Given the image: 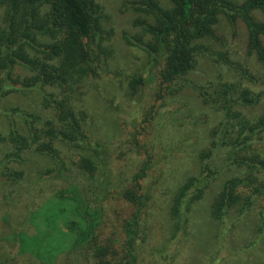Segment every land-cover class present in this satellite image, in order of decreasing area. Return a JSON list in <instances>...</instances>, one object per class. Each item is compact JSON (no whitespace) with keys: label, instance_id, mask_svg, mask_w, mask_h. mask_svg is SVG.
Segmentation results:
<instances>
[{"label":"trees","instance_id":"16d2710c","mask_svg":"<svg viewBox=\"0 0 264 264\" xmlns=\"http://www.w3.org/2000/svg\"><path fill=\"white\" fill-rule=\"evenodd\" d=\"M127 3L138 15L134 25L152 40L138 42L149 57L146 70L159 83V98L164 92L176 94L189 86L185 81L202 58L212 63L218 75L213 87H195L205 102L216 103L209 89L226 79L235 80L225 91L223 117L212 133L211 149L201 154L200 175L179 187L171 209L176 227L185 225L189 217L184 215H190L216 179L228 172L230 177L209 211L213 222L225 223L240 201L239 191L251 185L253 176L264 173V159L248 156L255 143L263 140L264 109L255 117L241 111L264 102V0ZM103 14L97 0H0V102L18 95L35 96L57 119L12 108L22 118L26 135L12 128L6 140L14 146L7 155L18 160L23 159L22 152L36 146L54 164L43 176L57 174L66 182L65 188L37 209L35 214L41 219L37 235H16L22 253L30 252L40 264H55L64 253L76 264H140L142 213L147 206L141 181L149 163L132 180L110 191L108 152L101 140H93L85 131L83 122L88 127L89 115L80 120L75 112L78 98L84 95L83 83L100 77L112 58ZM224 22L232 27L233 39L238 25L245 26L243 63L237 47L223 33ZM130 83L133 96L144 80L141 74L135 75ZM65 146L74 151L73 157L67 155ZM1 172L10 181L22 180L16 168L7 166ZM261 194L256 187L239 215L248 214ZM111 199L115 204H109L115 208L127 205L123 220L112 218L111 222L104 205ZM32 218L38 219L36 215Z\"/></svg>","mask_w":264,"mask_h":264},{"label":"rangeland","instance_id":"374dc122","mask_svg":"<svg viewBox=\"0 0 264 264\" xmlns=\"http://www.w3.org/2000/svg\"><path fill=\"white\" fill-rule=\"evenodd\" d=\"M97 4L104 9V36L112 58L107 70L99 72L100 77L83 83L84 95L78 98L79 110L75 112L80 120L89 115L88 127L83 122L85 131L93 140H101L108 152L110 191L132 180L149 163L147 176L141 181V194L147 197V206L142 213L140 264H264V232H259L264 227V173L253 176L251 185L239 191L240 201L225 223L213 222L209 211L224 181L230 177L228 172L216 179L190 215H184L189 217L185 225L177 228L171 217L179 187L188 178L200 175L201 154L211 149L212 133L223 117L220 109L225 91L235 80L226 79V83L209 89L216 103L208 104L195 87H213L218 75L212 63L202 58L185 81L189 86L184 85L176 94L164 92V97L159 98V83L146 70L149 57L138 42L152 40L134 25L138 15L129 9L127 0H97ZM224 26L223 33L237 47L234 49L243 63L245 26L238 25L234 39L232 27L226 22ZM140 74L144 84L131 96L130 82ZM263 104L239 111L247 117L259 116ZM12 108L57 120L56 113L42 106L35 96L18 95L0 102V170L10 166L22 175V180L13 182L0 171V264H40L30 252L22 253L16 235H37L41 225L38 213L35 214L37 209L48 197L65 188L66 182L57 174L47 179L43 176L54 164L49 157L39 154L34 145L22 152L23 159L7 155L14 147L6 142L10 130L21 129L26 135L22 118ZM64 148L73 157L74 151ZM248 156L264 159V137L255 143ZM256 187L262 194L255 206L248 214L239 215ZM110 201L115 204L111 199L104 205L111 222L112 218L123 220L127 205L115 208ZM33 215L38 219H33ZM55 264L76 263L64 253Z\"/></svg>","mask_w":264,"mask_h":264}]
</instances>
